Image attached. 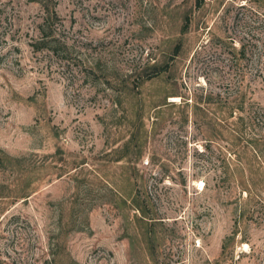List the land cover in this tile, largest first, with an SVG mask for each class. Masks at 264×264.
<instances>
[{
    "label": "rangeland",
    "instance_id": "obj_1",
    "mask_svg": "<svg viewBox=\"0 0 264 264\" xmlns=\"http://www.w3.org/2000/svg\"><path fill=\"white\" fill-rule=\"evenodd\" d=\"M0 264H264V0H0Z\"/></svg>",
    "mask_w": 264,
    "mask_h": 264
},
{
    "label": "trees",
    "instance_id": "obj_2",
    "mask_svg": "<svg viewBox=\"0 0 264 264\" xmlns=\"http://www.w3.org/2000/svg\"><path fill=\"white\" fill-rule=\"evenodd\" d=\"M46 12H47V16L45 17V22H44V24L46 25L47 23L46 22H48L50 19H51V17L52 16H54V14H55V12H54V7L52 8V9H46ZM41 30H42V33H44L45 32V28H44V26H41ZM46 37L45 38H48V37H50V36H52V34L51 35H49V36H47V35H45ZM46 40V39H45ZM47 40H49V41H44V39H43V42H39V46H41V47H44L45 46V44H47V45H50L53 41L52 40H50V39H47ZM45 42V43H44ZM53 48V47H52ZM158 74V73H157ZM143 211V214L144 215H146V211L145 210H142Z\"/></svg>",
    "mask_w": 264,
    "mask_h": 264
}]
</instances>
